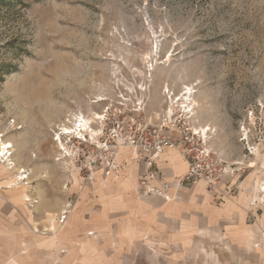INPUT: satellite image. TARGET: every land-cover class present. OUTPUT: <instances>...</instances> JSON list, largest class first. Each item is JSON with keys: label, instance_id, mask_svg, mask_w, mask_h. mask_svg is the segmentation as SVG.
Listing matches in <instances>:
<instances>
[{"label": "rangeland", "instance_id": "1", "mask_svg": "<svg viewBox=\"0 0 264 264\" xmlns=\"http://www.w3.org/2000/svg\"><path fill=\"white\" fill-rule=\"evenodd\" d=\"M121 105L207 128L222 177L264 200V0H0V264L17 239L57 233L76 183L122 167L127 147L106 146L111 123L94 117ZM79 115L90 130L61 135L62 156L55 137Z\"/></svg>", "mask_w": 264, "mask_h": 264}, {"label": "crops", "instance_id": "2", "mask_svg": "<svg viewBox=\"0 0 264 264\" xmlns=\"http://www.w3.org/2000/svg\"><path fill=\"white\" fill-rule=\"evenodd\" d=\"M119 161L120 169L72 187L75 201L56 213L55 235L17 239L11 264H264V200L244 181L179 185L187 164L171 148L146 184L142 152L120 149Z\"/></svg>", "mask_w": 264, "mask_h": 264}, {"label": "built area", "instance_id": "3", "mask_svg": "<svg viewBox=\"0 0 264 264\" xmlns=\"http://www.w3.org/2000/svg\"><path fill=\"white\" fill-rule=\"evenodd\" d=\"M137 110L126 108H104L102 114L111 123L109 136L104 142L107 146L127 147L139 150L145 156L149 168L141 179V184L157 178L158 173L152 170L156 159L166 149H175L187 164L183 176L178 180L179 185H191L199 181L204 182L209 188H213L225 173L218 166L215 155L207 148L201 132L193 128L190 121L179 117L163 114L157 123H152L140 115ZM120 165L115 161L108 164L105 174L118 170ZM149 192H158L154 187L147 189ZM66 218L65 211L60 214L59 222Z\"/></svg>", "mask_w": 264, "mask_h": 264}, {"label": "bare ground", "instance_id": "4", "mask_svg": "<svg viewBox=\"0 0 264 264\" xmlns=\"http://www.w3.org/2000/svg\"><path fill=\"white\" fill-rule=\"evenodd\" d=\"M191 93V89H190V87L188 86V87H185V90L184 91H182L180 94H178V96L175 98L176 99V102H181V99H182V97L183 96H185V95H188V94H190ZM184 104V103H183ZM182 106V105H181ZM184 108H183V112H186V114L188 113V114H192V111H191V109H187L185 106H183ZM171 111V110H170ZM102 114H98V113H96L95 114V118H102ZM85 117H83L82 115H79L78 117H77V119L74 121V123L71 125V126H67V125H64L63 127H62V133H59V134H57V137H55L56 138V140H57V142H56V146H57V150L60 152V154L62 155V156H67V155H69V152H68V150L66 149V147L64 146V143H63V141H62V136L61 135H76V137L77 138H83V139H85V131H87V129H89L90 130V126L89 125H87V121L84 119ZM91 131H92V128H91ZM97 131V130H96ZM206 131H207V128H201V132L205 135V133H206ZM95 132V131H94ZM93 132V133H94ZM92 133V132H91ZM92 133V134H93ZM90 135V134H89ZM94 135H96V134H94ZM92 136V135H91ZM75 137V136H74ZM90 137V136H89ZM92 139V138H91ZM12 146V144L9 142L8 143V141H4V140H2L1 138H0V160H3V159H6V160H9V158H8V154L10 155V153H9V148ZM8 162V161H7ZM11 164V166H9L8 167V169L9 170H12V169H15L16 168V164H12V162L10 163ZM8 166V165H7ZM17 169H18V167H17ZM19 170V169H18ZM23 172V171H22ZM22 172L16 177V179H18V180H20V181H22V180H24L25 178H27V176L26 175H22ZM15 177V176H14ZM16 183H19V182H16ZM24 184H26V183H24ZM11 185V184H10ZM9 185V186H10ZM262 188H263V190H264V185L262 186ZM26 196V198H25V200H29L28 199V196L27 195H25ZM264 196V195H263Z\"/></svg>", "mask_w": 264, "mask_h": 264}]
</instances>
